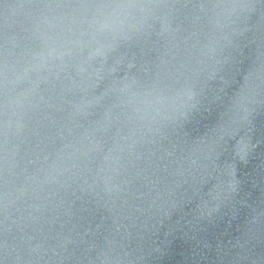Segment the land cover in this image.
Instances as JSON below:
<instances>
[{"label": "water", "instance_id": "obj_1", "mask_svg": "<svg viewBox=\"0 0 264 264\" xmlns=\"http://www.w3.org/2000/svg\"><path fill=\"white\" fill-rule=\"evenodd\" d=\"M0 264H264V0H0Z\"/></svg>", "mask_w": 264, "mask_h": 264}]
</instances>
